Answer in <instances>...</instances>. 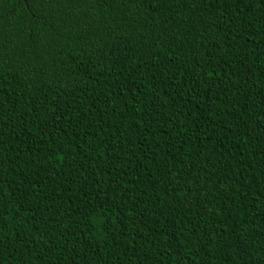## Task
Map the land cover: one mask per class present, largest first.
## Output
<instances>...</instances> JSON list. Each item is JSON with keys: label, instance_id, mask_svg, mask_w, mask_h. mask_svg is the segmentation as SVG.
<instances>
[{"label": "trees", "instance_id": "16d2710c", "mask_svg": "<svg viewBox=\"0 0 264 264\" xmlns=\"http://www.w3.org/2000/svg\"><path fill=\"white\" fill-rule=\"evenodd\" d=\"M0 264H264V0H0Z\"/></svg>", "mask_w": 264, "mask_h": 264}]
</instances>
